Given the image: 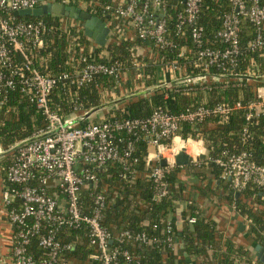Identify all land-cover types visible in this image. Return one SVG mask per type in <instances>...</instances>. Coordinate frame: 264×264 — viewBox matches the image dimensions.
Instances as JSON below:
<instances>
[{
	"label": "built area",
	"instance_id": "obj_1",
	"mask_svg": "<svg viewBox=\"0 0 264 264\" xmlns=\"http://www.w3.org/2000/svg\"><path fill=\"white\" fill-rule=\"evenodd\" d=\"M230 2L232 11L223 15L221 29L214 35L219 46L209 42L205 27L199 21L203 0H125L121 3L0 0V111L5 107L16 110L9 102L12 93L19 91L43 114L46 122L34 135L18 142L9 163L0 167L6 174V182H2V202L10 224L12 264H70L66 254L73 244L62 240L65 228L87 229L97 252L92 257L102 264H129L136 260L128 250L113 245L115 238L103 223L107 208L105 194L93 195L89 205L83 201L84 189L96 184L98 172L111 163L122 166L123 177L133 181L138 176L136 168L132 167L138 159L129 162L135 150L134 141L126 139L123 133L137 140L146 137L155 148L148 151L146 169L155 183L156 200L168 195L167 172L176 166V156L182 150L196 165L203 156L216 163L236 191L252 185L264 194V152L261 160L257 159L254 148L240 152L224 150L211 158L202 139L183 137L180 133L184 123L197 124L212 116L225 120L235 111L243 110L246 124L241 134L243 141L248 142L255 138L251 125L264 117V73L260 63L251 57L244 73L233 72L247 54L257 52L264 56V2ZM48 3L81 9L82 6L92 9L100 6L104 21L110 27L111 42L131 43L128 49L131 68L123 60L114 59L111 53L98 52L100 46L92 41L88 44L87 39L82 41L80 33H85V25L81 20L56 13L47 14L48 19L43 16L26 19L28 16L20 15L23 9H35ZM172 9L175 15L170 14ZM244 20L255 28V36L246 46L241 42ZM61 28L70 36L66 61L70 69L55 73L47 67L52 54H42V51L48 35ZM188 34L189 44L183 42ZM162 51L173 52L175 57L167 60L164 56L160 60ZM159 60H164L157 70L160 84L166 88L191 90L198 84L215 82H233L234 87H245L255 82L254 97L248 101L218 102L213 106L197 105L176 113L163 105H155L146 118L112 115L94 123L83 119L89 110L81 106L76 105L70 116L56 107L53 94L59 84L84 87L101 75L124 83L130 70L143 77L141 70L158 64ZM189 64L200 72L188 74ZM212 69L222 72H211ZM124 87L121 86L120 95ZM116 95L115 89L109 92L113 99ZM176 139L183 143L181 148L175 149ZM194 144L197 149H193ZM163 158L167 160L166 166L161 165ZM251 204L258 209L256 202ZM196 220L190 217L189 223L194 224ZM174 222L168 219L164 227L165 243L173 252L179 242ZM251 223L247 219L248 229ZM34 238L43 250L38 257L30 251ZM118 238L146 244L155 241L145 231L133 234L126 229L121 230ZM162 264H168V259Z\"/></svg>",
	"mask_w": 264,
	"mask_h": 264
},
{
	"label": "trees",
	"instance_id": "obj_2",
	"mask_svg": "<svg viewBox=\"0 0 264 264\" xmlns=\"http://www.w3.org/2000/svg\"><path fill=\"white\" fill-rule=\"evenodd\" d=\"M88 10L93 15L106 20L100 6H97V9ZM231 11L230 0H203L199 21L205 27L206 38L211 44L220 46L214 35L221 29L223 15ZM170 14L175 15L173 9L170 10ZM38 18L26 17V19ZM43 18L48 19L50 15H45ZM55 24L58 23L55 22ZM254 36V26L248 20H244L241 31L242 45L246 46ZM80 39L82 41L87 39V44L88 41H91V38L84 32L80 33ZM69 42L70 36L63 28L52 32L47 37L46 47L42 54H52L47 62V67L55 73L70 69L66 63ZM183 42L191 43L189 34ZM138 43H141V41H138ZM130 46V42L117 44L110 41L105 47L100 46L97 51L107 49L114 59L123 60L131 68L128 53ZM164 56L167 60H172L175 57L173 52L162 51L159 53L160 60ZM251 57H254L260 63L261 71L264 73V56L261 57L257 52L247 54L240 61L239 66L233 69V72L244 73L249 67ZM163 62L164 60L141 70L144 74L141 77L144 87L156 86L161 83L157 76V69L158 65ZM187 71L188 74L200 72V70L193 68L190 64L187 66ZM211 72L219 73L222 71L212 69ZM121 82H118L114 77L101 75L94 82L84 87L78 88L70 86V84H59L53 94V99L56 107L65 116H70L74 113L76 105L81 106L85 110H90L112 99L109 96V92L113 89L120 95L121 86H125V83L130 84L129 81L122 82L123 84ZM232 83L198 84L196 88L191 90L175 88L172 90L168 101L164 98L163 90H158L148 96L140 95L134 97L123 105L127 110L124 111L122 108H118L115 112L120 118L126 116L146 118L152 114L155 105H163L171 112L176 113L197 105L213 106L218 102H235L239 99L248 101L254 97V88L257 83L250 82L245 87H234ZM128 93H132V91ZM9 105H13L16 110H9L8 107H5L0 111V144L6 151L12 149L18 142L34 135L46 123L43 114L19 91L12 93ZM99 121L101 120L93 119L89 122ZM245 124V113L243 110H238L225 120L212 116L197 124L184 123L180 133L183 137L190 136L202 139L211 158L216 157L224 150L240 152L254 148L257 152V159L261 160L260 156L264 152V117L256 125H251V129L255 131L253 141H243L241 130ZM123 134L126 139L134 141L135 150L129 162H133L134 158L138 159V163L132 166L136 168L138 176L133 181L130 180V177H123L124 170L122 166L111 163L104 171L98 172L99 181L96 184L89 185L88 188L84 189L83 201L89 205L93 201V195L96 193L105 194L107 208L104 211L103 223L115 238L113 245L119 246L122 250H128L137 257L136 260L129 264H162L165 259H168V264H264L255 256L254 251L252 252L247 248L244 243L246 242L245 240L237 241L240 239L238 236L239 230L236 229L233 233L224 234L211 216L201 214V204L195 196L193 197V194L204 188L197 184L191 186L190 180L185 177V173H187L186 169L189 172L196 171L202 177V185L205 184V189L207 190H212V186L208 180L206 181L210 175L214 179H219L223 186L225 184L226 189L229 190L226 197L230 205L234 206L242 216L244 215L246 220L250 219L252 221L246 238L247 242H254L255 247L256 245L264 247V194L258 188L248 185L243 190L236 191L230 179L223 176V169L208 157H205L200 164H192L189 167L176 165L169 169L166 176L169 193L161 200H156L154 198L156 193L155 183L150 180L149 171L146 169V156L150 150L148 138L141 136L137 140L131 134ZM12 155L13 152H9L4 157L3 162L0 163L6 166ZM3 182H6L5 172H3ZM197 188L200 190L195 191L194 189L197 190ZM183 201L191 202H188L187 208L180 213L184 226L179 229L178 223L175 221L174 228L177 236L179 235V239L183 240L185 247L180 248V246H177L176 251L173 252L165 243L166 234L164 233V227L171 213L176 212L177 204ZM253 201L258 204V209H255L251 204ZM190 217H196L197 220L194 224L189 223ZM124 229L131 231L133 234L145 231L150 237L155 238V241L148 244L126 239L119 241L118 236L121 230ZM61 238L64 242L73 244L71 250L66 254L69 262L73 256H77L78 259H86V257L90 258L97 253L95 247L91 245L89 231L85 228H65L61 233ZM209 250H213V252L209 254ZM30 251L36 257L43 253V250L38 245L37 238L33 239ZM199 258L202 259L201 263L197 262L200 260ZM90 259L97 264H102L99 259L93 257ZM124 261L123 256H121V262L124 263Z\"/></svg>",
	"mask_w": 264,
	"mask_h": 264
},
{
	"label": "crops",
	"instance_id": "obj_3",
	"mask_svg": "<svg viewBox=\"0 0 264 264\" xmlns=\"http://www.w3.org/2000/svg\"><path fill=\"white\" fill-rule=\"evenodd\" d=\"M86 1L87 2L88 1H94L95 3H100V2L121 3V2H124L125 0H86ZM82 8H83V10H87V11H89L88 9H92V8L83 7V6H82ZM110 39H111V37L109 36L107 44L111 41ZM91 41H92V43L97 44L93 38H91ZM105 46H103V47H105ZM99 52H101V54L102 53H106V54L110 53V51L107 49H103ZM157 76L159 79L158 70H157ZM128 81L130 82V84L125 83V87L123 86L124 87V91L122 92L123 95H116V97L114 99L110 96L112 99L105 101L103 104L111 103L114 101L116 102L117 100H120V99L127 97L129 95H133V94L138 93V92H143V91L155 89V88H158L159 86H162L161 84H159L156 86L144 87L142 78L140 77V75H138L137 71H134V70H130L128 72V78H127L126 82H128ZM141 86H143L142 89H140ZM165 86L160 88V89H155V90H152L150 92H147L143 95L148 96V95H151V94L157 92L158 90H163L164 98H165V100L168 101V100H170L169 98L171 97V93H172L173 89L172 88H166ZM130 91H132V93H128ZM133 98H131V99H133ZM131 99H128V100H125V101H122L119 103H115L113 105H110L108 107L100 109L96 113L92 114L89 118H87V121H90V120L92 121L93 119L104 120L106 118H109L112 115H116L115 110L118 108H122V110L125 111V110H127V108H124L123 105ZM103 104H101V105H103ZM154 149L155 148L150 146V150H154ZM204 151H206V149ZM204 157L205 156H203L201 158H204ZM192 164H194V163L190 162L189 165L183 166V167H189ZM186 170H187L186 171L187 173H185V177H186V179L190 180V185L194 186V184H197L199 186L201 185V188H204L201 190L202 192L199 191L200 190L199 188H197V190L194 189L195 191H199V192L198 193L194 192L195 195L193 194V197L195 196L201 204V207H202L201 214L205 215V216H211L212 219L219 225V228L224 232V234L233 233V232H235L236 229L239 230L240 233L238 234V236L240 239H238L237 241L239 242L241 240H245L246 242H244V243L246 244L247 248H249L252 252L254 251L253 253H255V256L257 257L254 242H252V241L247 242V240H246L247 235H248V230H249L246 217H244V215L242 216V214L234 206L230 205V202L227 200V197H226V194L229 192V190H227L225 187L226 185L224 184V186H223L219 179H214L210 175L209 178L206 179V181L208 180V182L212 186V190H207V189H205L206 185L205 184L202 185V182H203L202 177L199 176L196 171L193 170V171L189 172L188 169H186ZM176 208H177L176 212L171 213V215L169 216L168 219H172L173 221H177V223H178L179 221H182V218L180 217V213L185 208H187V201H183V202L178 203ZM2 220H3V222H0V244H4L5 241H7V239L9 240L8 234L10 235V224H9V222L6 218L5 212H4V206H3V202H2V193H1L0 194V221H2ZM241 223H243L245 225L243 230L240 229ZM183 226H184V223H183ZM182 228H179V229H182ZM182 245H184V242H183V240L179 239L177 246H180V248H183ZM208 252H209V254H211L213 252V250H209ZM90 258H92V257H90ZM90 258L86 257V259L85 258L84 259H78L77 256H73L70 260V264H97L95 261L91 260ZM202 258H204V257H202ZM199 259L200 260H198L197 262L201 263L202 259L201 258H199Z\"/></svg>",
	"mask_w": 264,
	"mask_h": 264
},
{
	"label": "water",
	"instance_id": "obj_4",
	"mask_svg": "<svg viewBox=\"0 0 264 264\" xmlns=\"http://www.w3.org/2000/svg\"><path fill=\"white\" fill-rule=\"evenodd\" d=\"M51 13H56V14H61V15H65V16H69V17H74L78 20H81L84 22L85 25V33L87 36H89L90 38H93L96 43L100 46H105L107 44L108 41V36L110 34V27L107 25V23L99 16L93 15L91 12L87 11V10H83L79 7L76 6H66V5H62L59 3H48V4H43L40 7H37L35 9H23L20 11V15L22 16H29V17H41L47 14H51ZM209 77V76H208ZM165 85L159 86L158 88L155 89H160L162 87H164ZM166 87V86H165ZM155 89H151V90H147V91H143V92H138L135 93L133 95H129L127 97H124L120 100H117L116 102H111V103H107V104H103L97 107H94L92 109H90L84 116L83 119L87 120V118H89L92 114L96 113L97 111H99L100 109H103L105 107H108L110 105H113L115 103H119L128 99H131L133 97H137L140 95H143L147 92H150L152 90ZM17 146H15L14 148L10 149L9 151L5 152V153H9V152H14L16 150ZM190 164V157L189 155L184 151H180L177 156H176V165L178 166H187ZM161 165L166 166L167 165V160L165 158L161 159ZM178 227L182 228L183 227V222L179 221L178 222ZM245 227V225L243 223L240 224V229L243 230ZM180 235H182V233H180ZM182 247L184 248V245H182ZM2 249V247H1ZM256 250V255L258 257V259L264 263V247H262L261 245H256L255 247ZM2 259L4 264H12L11 263V258L9 259L6 254H4L3 250H2Z\"/></svg>",
	"mask_w": 264,
	"mask_h": 264
},
{
	"label": "rangeland",
	"instance_id": "obj_5",
	"mask_svg": "<svg viewBox=\"0 0 264 264\" xmlns=\"http://www.w3.org/2000/svg\"><path fill=\"white\" fill-rule=\"evenodd\" d=\"M0 146H1V144H0ZM1 149H2V151H1V153H0V162H3V160H4V157L6 156V154L7 153H5V152H7L6 150H4V148L1 146ZM5 164H1L0 163V167L1 166H4ZM2 182H3V171H1L0 170V194L2 193V190H3V184H2ZM0 222H3V220L2 221H0ZM8 223V222H7ZM7 237V236H6ZM8 237H9V240L7 239V241H5V243L4 244H0V264H4L3 263V259H2V250H3V252H4V254H6V256L10 259L11 258V240H10V235L8 234ZM1 247H2V249H1Z\"/></svg>",
	"mask_w": 264,
	"mask_h": 264
},
{
	"label": "bare ground",
	"instance_id": "obj_6",
	"mask_svg": "<svg viewBox=\"0 0 264 264\" xmlns=\"http://www.w3.org/2000/svg\"><path fill=\"white\" fill-rule=\"evenodd\" d=\"M182 146H183V143L181 141H179L178 139H176L175 149L181 148ZM196 147H197V145L194 144L193 149H197Z\"/></svg>",
	"mask_w": 264,
	"mask_h": 264
}]
</instances>
